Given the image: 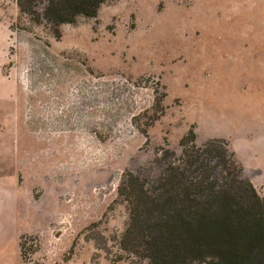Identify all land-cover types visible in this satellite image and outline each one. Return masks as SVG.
I'll list each match as a JSON object with an SVG mask.
<instances>
[{"label": "rangeland", "instance_id": "obj_1", "mask_svg": "<svg viewBox=\"0 0 264 264\" xmlns=\"http://www.w3.org/2000/svg\"><path fill=\"white\" fill-rule=\"evenodd\" d=\"M59 28L0 0V264H131L121 181L190 131L264 183V0H107Z\"/></svg>", "mask_w": 264, "mask_h": 264}, {"label": "trees", "instance_id": "obj_2", "mask_svg": "<svg viewBox=\"0 0 264 264\" xmlns=\"http://www.w3.org/2000/svg\"><path fill=\"white\" fill-rule=\"evenodd\" d=\"M107 0H16L37 23L59 26L96 17ZM146 184L131 173L119 186L130 220L121 249L131 264H264V197L224 141L196 144Z\"/></svg>", "mask_w": 264, "mask_h": 264}, {"label": "crops", "instance_id": "obj_3", "mask_svg": "<svg viewBox=\"0 0 264 264\" xmlns=\"http://www.w3.org/2000/svg\"><path fill=\"white\" fill-rule=\"evenodd\" d=\"M256 174H258V172H256ZM250 177L251 178L249 180L253 183V185L255 186L257 191L259 192V194H260V190L259 189H261V188H262V191L264 192V183L262 181H260L261 178H258L255 175L254 176H250Z\"/></svg>", "mask_w": 264, "mask_h": 264}]
</instances>
